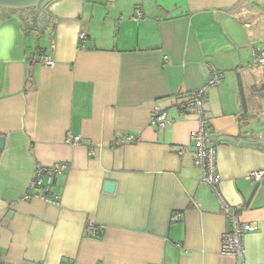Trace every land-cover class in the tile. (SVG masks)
<instances>
[{
    "label": "crops",
    "instance_id": "0c3cea01",
    "mask_svg": "<svg viewBox=\"0 0 264 264\" xmlns=\"http://www.w3.org/2000/svg\"><path fill=\"white\" fill-rule=\"evenodd\" d=\"M33 10L0 9V25L16 32L7 50L0 36L3 261L234 264L221 254L231 222L193 162L198 123L176 107L213 68L222 79L208 91L205 114L220 194L257 227L243 239L247 264H264V181L247 179L264 169L256 143L264 144V66L249 65L264 49V0H52L43 33L28 29L44 16ZM44 56L55 66L40 64ZM155 106L168 113L163 130L151 125ZM68 134L84 144H67ZM128 134L138 140L115 145ZM55 163L69 165L55 186L60 204L21 201L37 165ZM90 220L102 228L98 238L86 235Z\"/></svg>",
    "mask_w": 264,
    "mask_h": 264
},
{
    "label": "built area",
    "instance_id": "2783aa9c",
    "mask_svg": "<svg viewBox=\"0 0 264 264\" xmlns=\"http://www.w3.org/2000/svg\"><path fill=\"white\" fill-rule=\"evenodd\" d=\"M135 19L140 20L143 18V11L136 10ZM88 36L85 32L79 34V48L86 49V41ZM52 48L54 46L52 45ZM39 63L47 66L54 67L55 62L51 57H41ZM251 67L264 66V49L253 51ZM222 73L211 68L210 77L207 83L190 93L186 98L180 99L176 103L179 113L186 118H194L198 123V128L193 134L192 140L194 151L192 158L194 165L200 170L202 184L209 186L212 191L220 199L221 206L226 212L230 222L231 229L224 233L222 236L221 254L233 259L234 264H247L246 251L244 248L243 239L246 234L253 232L257 227L244 223L241 220L239 209L229 205L222 198L220 194L221 175L219 174L216 161V146L211 138L210 119L205 114V104L207 102L208 91L220 85ZM169 124L168 113L160 106H155L151 114V125L159 130H163ZM138 140L133 135L118 136L115 139V145H124L127 143H134ZM66 143L72 146L84 144L82 137L67 135ZM187 148H182L179 152L180 155L184 154ZM92 153V151H91ZM69 169L66 163H55L51 166L37 165L35 175L29 183L25 193L20 198L21 201L40 200L47 204L58 206L61 202V195L55 191L56 182L58 179ZM247 179L253 183H261L264 181V169L253 171L248 174ZM173 222H180L181 215L174 214ZM98 227L92 220L86 226V235L91 238H98L101 233ZM0 264H7L3 261L0 254Z\"/></svg>",
    "mask_w": 264,
    "mask_h": 264
},
{
    "label": "water",
    "instance_id": "95a60500",
    "mask_svg": "<svg viewBox=\"0 0 264 264\" xmlns=\"http://www.w3.org/2000/svg\"><path fill=\"white\" fill-rule=\"evenodd\" d=\"M51 1L52 0H0V9H4V10H26V9L33 8L34 10L32 12L35 15L37 13L44 14L43 18H38L39 24L36 23L34 26H30V28H28V29L38 30V31H40V33H43V30H42V27L44 24L43 20H46L48 17L50 19H53L49 14H47L45 12V7ZM29 20L33 21V23H34V20H32L30 18H29ZM237 78H238V83H239L240 95H241V99L243 102V108H244V111H246L247 110V104H246L244 87H243V84H242V81H241V78L239 75L237 76ZM220 140H227L236 146L239 143H247L248 144V142H242V141L228 139V138H222V137L218 138V141H220ZM256 143L264 145L261 142H256ZM256 143H249V144H256ZM4 147H5V137L0 136V150H2ZM114 190H115V184L113 182H107L105 185V191L107 193H113Z\"/></svg>",
    "mask_w": 264,
    "mask_h": 264
},
{
    "label": "clouds",
    "instance_id": "9594fccd",
    "mask_svg": "<svg viewBox=\"0 0 264 264\" xmlns=\"http://www.w3.org/2000/svg\"><path fill=\"white\" fill-rule=\"evenodd\" d=\"M0 36L4 38L5 50L10 49L15 42V28L12 25H0Z\"/></svg>",
    "mask_w": 264,
    "mask_h": 264
}]
</instances>
